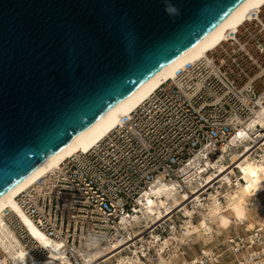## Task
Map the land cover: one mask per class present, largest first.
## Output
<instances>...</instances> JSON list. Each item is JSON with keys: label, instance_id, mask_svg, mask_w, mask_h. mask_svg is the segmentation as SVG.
<instances>
[{"label": "built area", "instance_id": "obj_1", "mask_svg": "<svg viewBox=\"0 0 264 264\" xmlns=\"http://www.w3.org/2000/svg\"><path fill=\"white\" fill-rule=\"evenodd\" d=\"M263 105L264 6L206 57L164 83L95 147L66 159L22 193L18 203L40 232L60 242L69 264H91L89 253L101 249L107 255L117 242L130 239L133 217L141 214L142 200L157 183L188 192L203 171L202 165L190 167L196 157L230 164L231 154L246 148L232 146V139ZM260 132L264 135L259 126L254 140L263 139ZM258 152L264 153V139L250 155ZM6 219L27 252L39 260L49 257L19 218L8 214ZM167 222L155 225L154 233L169 235ZM245 232L233 234L227 251L235 258L250 250L246 264H264V228L257 224ZM156 250L141 240L129 242L97 264H111L122 254L135 264H153ZM222 257L200 252L193 264H223ZM0 264H16L1 246Z\"/></svg>", "mask_w": 264, "mask_h": 264}, {"label": "water", "instance_id": "obj_2", "mask_svg": "<svg viewBox=\"0 0 264 264\" xmlns=\"http://www.w3.org/2000/svg\"><path fill=\"white\" fill-rule=\"evenodd\" d=\"M245 1L0 0V198Z\"/></svg>", "mask_w": 264, "mask_h": 264}, {"label": "bare ground", "instance_id": "obj_3", "mask_svg": "<svg viewBox=\"0 0 264 264\" xmlns=\"http://www.w3.org/2000/svg\"><path fill=\"white\" fill-rule=\"evenodd\" d=\"M263 6L264 0H246L206 38L163 68L135 93L116 105L28 178L1 197L0 246L6 257L16 264H57V261L69 264L70 259L61 251L60 242L51 240L37 229L19 205L17 198L54 172L66 159L80 152H88L104 140L164 83L175 79L187 66L206 57L208 52L235 34L244 22L257 16ZM259 126L264 128V105L245 123V129L232 139V146L245 144L246 148L232 153L230 164L223 162L222 158L218 161L203 162L196 157L192 161L190 167L202 165L203 171L188 192L178 193L177 185L174 183H157L142 200L141 214L133 217V232L130 239L124 243L117 242L108 254L129 242L136 245L137 241L141 240L143 244L157 249V258L153 264H193V260L194 262L198 260L199 255L195 253L191 255V260H188L186 258L188 254L184 251L186 246L192 249L195 245H200L201 253L209 256L215 251L224 255L222 245L228 247L229 240L242 226L246 231L254 230L257 224L264 228V153L258 152V156L250 155L264 139L262 132L260 136L263 139L259 141L254 140L252 135L254 131H258ZM250 139L253 144L247 143ZM216 181L219 182L218 186L214 185ZM202 193L205 195L204 199L203 195H200ZM189 202H193L192 207L188 205ZM178 213L181 214L180 224L173 219L174 214ZM8 214L19 218L42 246L49 250L47 259L39 260L27 252L7 221ZM163 222H167L171 233L160 237L154 233L153 228ZM232 230L235 232L230 236ZM146 232H150L148 238L142 236ZM223 235H227L225 242H217V238ZM262 235L264 237V233ZM251 252L248 250L237 254L236 261L246 264ZM107 255L101 249L88 254L91 264L101 263ZM111 264L135 263L122 254L113 259Z\"/></svg>", "mask_w": 264, "mask_h": 264}, {"label": "rangeland", "instance_id": "obj_4", "mask_svg": "<svg viewBox=\"0 0 264 264\" xmlns=\"http://www.w3.org/2000/svg\"><path fill=\"white\" fill-rule=\"evenodd\" d=\"M215 186H217V185H215ZM213 190V189H212ZM173 219L176 221V223H178V224H180V219H181V214L180 213H178V214H174V216H173ZM177 224V225H178ZM239 232H242L243 234H247L246 232H245V227L244 226H242L239 230H238ZM235 231L234 230H232L231 231V234H229L230 236L234 233ZM248 235V234H247ZM226 237H227V235H223V236H221V237H219V238H217L218 240H216L217 242H219V243H223V242H225V240H226ZM183 249V248H182ZM185 250V252L188 254L187 256H186V258L188 259V260H191V258H192V256L191 255H194L195 253H196V255H199L200 254V245H195L194 246V248H192V249H189V247L188 246H186L185 248H184ZM222 249L224 250V255H222L223 257H222V260H223V264H231V263H233V264H236L235 262H233L234 261V257H232V255L227 251L228 250V247L226 246V245H222ZM216 252V251H215ZM217 253V252H216ZM217 254H219V253H217Z\"/></svg>", "mask_w": 264, "mask_h": 264}, {"label": "clouds", "instance_id": "obj_5", "mask_svg": "<svg viewBox=\"0 0 264 264\" xmlns=\"http://www.w3.org/2000/svg\"><path fill=\"white\" fill-rule=\"evenodd\" d=\"M175 13H177L178 14V9H174V7H173V9H172Z\"/></svg>", "mask_w": 264, "mask_h": 264}]
</instances>
